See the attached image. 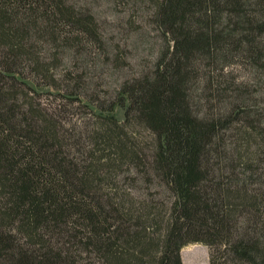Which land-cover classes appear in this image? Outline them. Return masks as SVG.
Returning <instances> with one entry per match:
<instances>
[{
  "label": "trees",
  "instance_id": "trees-1",
  "mask_svg": "<svg viewBox=\"0 0 264 264\" xmlns=\"http://www.w3.org/2000/svg\"><path fill=\"white\" fill-rule=\"evenodd\" d=\"M114 1L164 46L99 92L117 48L90 10L0 0V264H182L189 243L264 264V0Z\"/></svg>",
  "mask_w": 264,
  "mask_h": 264
},
{
  "label": "rangeland",
  "instance_id": "rangeland-1",
  "mask_svg": "<svg viewBox=\"0 0 264 264\" xmlns=\"http://www.w3.org/2000/svg\"><path fill=\"white\" fill-rule=\"evenodd\" d=\"M80 3L90 10L96 17L101 29L103 42L106 46L114 45L117 48V57L107 64H96L88 69L87 73H95V82L99 85V92L110 91L123 79L133 73H139L152 64L159 50L164 46V40L160 32L155 28L152 21L137 3L123 2L121 4L111 0H79ZM124 1V0H123ZM117 52V53H116ZM80 68V67H79ZM79 70L84 71L82 68ZM231 77L236 81H244L255 84L256 80L249 75V71L243 65H231L228 68ZM47 89H41V99H52ZM84 110L74 117L80 118ZM114 114L120 120L123 119V109L115 107ZM73 119V120H74ZM72 123V122H71ZM137 190L133 189V195L137 196L142 191L146 194L154 193L156 188L149 184H138ZM156 199H163L157 194ZM182 264H208L209 248L200 243H189L180 251Z\"/></svg>",
  "mask_w": 264,
  "mask_h": 264
}]
</instances>
